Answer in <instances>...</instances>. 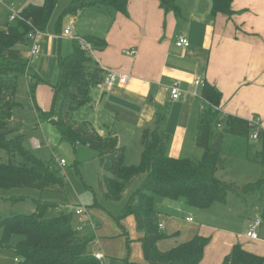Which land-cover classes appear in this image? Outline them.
Listing matches in <instances>:
<instances>
[{"label": "trees", "instance_id": "1", "mask_svg": "<svg viewBox=\"0 0 264 264\" xmlns=\"http://www.w3.org/2000/svg\"><path fill=\"white\" fill-rule=\"evenodd\" d=\"M158 1L166 11L179 10L175 0ZM210 1L211 16H230L233 13L232 0ZM57 2L43 0L41 4H28L19 13L23 19L8 20L0 26V150L8 156L6 161H0V188L50 190L61 188L65 183L54 158L46 162L40 159L33 152L34 148L28 149L23 145L24 134L17 132L18 128L9 127L13 106L17 105L15 95L18 79L28 68L27 60L16 46L28 41L27 33L31 27L27 21L41 30L47 27ZM128 3L129 0H69L57 21V33L62 31L61 19L66 15H75L78 10L90 6H104L127 14ZM83 37L93 49L106 44L104 39L94 35ZM71 43L70 53L58 55L59 73L57 81L51 85L49 110L43 111L34 105L38 122H50L59 132L60 138L72 145L75 154L79 147H84L93 157L99 158L104 171L100 177L104 197L118 199L134 176L143 175L119 218L127 215L134 217L136 228L143 233L140 242L146 264H199L210 241L208 236L195 235L169 250H158L156 243L167 235L158 227L156 201L158 198H183L187 205L204 209L215 202H225L228 191L245 195L264 189V172L257 180L241 186L224 182L216 176L217 170L225 165L222 154L247 157L248 138L253 127L246 119L221 114L217 108L221 93L213 85L204 82L200 93L204 108L199 116L195 137L196 145L203 149L202 156L198 160L170 156L166 140L157 128L145 129L141 135L139 162L126 165L125 147L118 143L116 137L99 133L88 120L75 119L76 112L91 102L89 90L103 82L104 71L87 52L79 48L76 41L71 40ZM35 87L34 82L28 85L32 102ZM228 135L240 138V146L237 143L234 149L224 150L221 144ZM15 155L20 156V161L12 159ZM75 162H78L77 158ZM35 204V210L31 213L0 218L1 245L6 244L14 234L23 236L15 245L21 264H102L88 247V243L94 239L93 232L81 234L75 229V209L48 217L45 213L53 203L35 200ZM261 217L264 219V202ZM220 264H264V256L235 243Z\"/></svg>", "mask_w": 264, "mask_h": 264}, {"label": "crops", "instance_id": "2", "mask_svg": "<svg viewBox=\"0 0 264 264\" xmlns=\"http://www.w3.org/2000/svg\"><path fill=\"white\" fill-rule=\"evenodd\" d=\"M187 1L189 4L194 2V0H175L179 8L178 13L181 14L182 4H187ZM9 8L12 7L6 5L7 17L0 26L8 22ZM94 8L99 10L97 6H90L78 10L75 15H68L67 19L74 20V30L79 35H94L104 39L106 44L94 49L90 56L102 70L111 69L126 74L128 80L124 85L116 84L111 88L104 87L103 82L92 86L89 90L91 102L88 105L93 107H89L90 109L87 106L82 107L80 110H86L85 119L83 115L78 118L90 121L99 133H109L116 137L118 143L125 147L124 161L127 157L126 149L131 143L133 146L136 145V154L140 160L142 144L139 141L142 132L154 128H157L159 134L166 140L170 156L188 158V151L195 153V149L197 150L194 140L195 126L204 107L200 94L201 86H195L193 83L194 77L200 76L203 82L213 85L221 93L217 107L221 114L246 120L259 117L263 129L262 134L258 138H252L253 143L247 147V157H245L247 163H239L241 170L237 176L228 175L221 179L217 175L220 169L217 170L216 176L224 182L238 186L260 178L264 172V0H232L233 13L230 16L224 14L211 16L210 1L209 10L205 4L204 9L200 11L196 8L199 12L189 13V22L185 28L176 22L173 15L163 11L158 0H129L127 14L115 11L105 18L103 16L108 11H104L102 16L96 15L95 19L87 18L88 20L84 22L85 28H79L82 12ZM102 24L105 25L104 28L99 27ZM55 35L43 30L37 38V44L41 47L37 56L43 54L45 57H50L53 53L63 55L72 51L71 48V51L66 52L65 45L62 47L59 43L56 52ZM179 35L189 39L188 47L180 48L174 44ZM66 40L72 47L71 40ZM21 46L17 45L16 48L22 51ZM124 49H133L136 53L127 55L123 53ZM26 73L22 75L24 81ZM31 82H33L32 77L27 81V86ZM175 82L179 85L180 95L177 99H172L170 85ZM17 94L16 92L15 98L17 97L18 100ZM34 95L33 110L35 111L34 105H36L46 111L47 109L43 107H47L48 100L52 97V89L47 91L43 86L36 85ZM158 120L160 124L153 125ZM47 123L45 121L42 125V130L49 135H45L46 140L53 142L60 134ZM31 138H36L32 135L28 138L29 146L34 148L31 145ZM202 153V151L198 152L194 157H201ZM86 156V159L93 157L90 151H87ZM232 160L236 159L232 158ZM262 192L260 191V197ZM252 194H249L250 197L246 195L243 200L238 194L234 193L231 197L227 194L223 203L231 202V206H242L243 201L246 205L249 203V212H256L254 217L261 218L256 239L246 235V225L249 224L246 221L242 223V230L238 228L233 230V226L229 224H220L211 220L196 221L191 214L207 210L219 202L201 209L187 205L183 199L170 201L157 199L158 223L163 224L160 230L167 235L156 243L158 250H169L195 235H201L208 236L210 241L199 264H220L235 243H240L246 250L264 256V219L261 217L264 198H257L254 201L256 195ZM248 198L253 200L248 202ZM240 211L241 209H236L234 212ZM181 215L185 223L180 220ZM188 216L193 220L187 221ZM82 217H78L77 223L83 225L78 231L86 233L87 225L91 226L94 243L103 247L95 236V228L98 224L92 220L82 222ZM182 234L185 237L183 239H186L184 241L178 240ZM141 236L142 232L139 242ZM172 237L177 239L172 243H166L168 246L162 248L160 242ZM90 249L99 252L95 247ZM142 261L146 264L145 260Z\"/></svg>", "mask_w": 264, "mask_h": 264}, {"label": "rangeland", "instance_id": "3", "mask_svg": "<svg viewBox=\"0 0 264 264\" xmlns=\"http://www.w3.org/2000/svg\"><path fill=\"white\" fill-rule=\"evenodd\" d=\"M43 0H1L0 3V24H2L3 20L6 19L7 13L5 11L6 5L11 6L12 10L16 13H20V11L27 6L28 4H41ZM159 2V1H158ZM69 0H59L54 8V11L50 17V20L47 24V27L44 29L49 33L56 34V26L57 21L60 18L63 10L68 6ZM160 4V3H159ZM207 4V10H209L210 0H194V2L190 3L187 1V4H182L183 11L175 12V11H166L164 8V12H167L168 15H173L177 23L180 26L185 28L187 23L189 22V13L192 11L199 12L204 9V5ZM94 10H85L82 12L80 16L79 28H85L84 22L87 21L89 17L92 19L97 18L98 16H102L104 11H108L103 17L107 18L110 13H114L115 10L112 8H106L104 6H97ZM196 8H199L196 10ZM90 14L89 16H86ZM209 14V12H208ZM97 15V17H95ZM67 16L62 17L61 19V30L65 27L67 22ZM71 16V15H69ZM186 17V19H185ZM164 24L166 23V18L163 20ZM99 26V25H98ZM99 27H103L105 25H101ZM164 29V26L163 28ZM101 33V32H100ZM84 35V34H83ZM61 41V42H60ZM174 42V41H173ZM67 48L66 52L71 51V44L66 39L59 40L55 38V50L57 52V46L59 45ZM31 42L27 41L21 46L22 56L28 62L27 73L25 76H20L18 79V100L17 97L15 101L17 105L13 106V119L9 120V127L12 129L18 128L17 132H21L24 134L23 145L30 149L28 144V138L30 135L34 136L39 143H41V148L35 150V154L42 159L43 161H48L53 157L54 153L57 155V158H64L66 160L65 165L58 167L60 172L64 175V185L61 188H55L50 190H38L30 187H12V188H0V218L10 216L13 214H28L35 210L36 204L35 200L47 201L49 203H53V206L49 207L45 213L46 216H57L61 213H68L74 210L75 207L83 206L87 209V214H84L82 217V222L84 220H92V222L98 224L95 228V236L99 239V244L103 247L98 246L94 243V241H90L88 243V247H95L97 250L102 253V264H126V261L135 264H143L142 260H144L142 255L141 243L139 242V236L141 234V230H138L135 225V220L132 215H127L119 218V216L124 212L126 202L129 199L131 193L137 189L139 186L143 175L134 176L128 183L127 186L122 193V195L118 199H109L103 196L102 194V186L100 183V177L104 173L100 160L98 157H88L86 159L87 150L84 147H79L77 153L73 152L72 145L60 138L58 135V139L55 138L53 142H48L45 138L47 133L42 130V125L45 122L39 121L36 118V113L33 110L32 101L29 99L27 93V81H29L32 77V81L36 83L38 86H43L47 91L51 88V85L57 81L59 67H58V54L54 53L50 57H45L43 54L41 55H32L30 54V46ZM175 44V42H174ZM40 47V46H39ZM41 48V47H40ZM41 50V49H40ZM63 52V49L61 50ZM43 53V51L41 52ZM37 75V76H36ZM35 76V77H34ZM29 97V98H28ZM20 102V103H19ZM51 99L48 100L47 107H43V109L49 110ZM88 109L89 107H93L90 105H86ZM46 110V111H47ZM44 111V110H43ZM79 111V110H78ZM76 112L75 119L81 120L78 116L83 115L82 117L85 119V109L80 110V112ZM78 113V114H77ZM200 116V115H199ZM199 121V118L197 119ZM196 122L195 131L197 132ZM160 120L155 122L153 125L160 124ZM47 123V122H46ZM49 127L54 128L55 131L57 129L51 125V123H47ZM152 123H150L151 126ZM46 126V125H44ZM47 127V126H46ZM154 128V127H153ZM53 132L55 133V131ZM194 130V129H193ZM195 132V137H196ZM58 133V131H57ZM59 134V133H58ZM56 135V134H55ZM49 136V135H48ZM251 138V139H250ZM195 140V138H194ZM244 140V139H243ZM139 143H141V138ZM237 143L241 144V139L234 135H228L223 143L221 144L224 150H228L229 148L234 149V145ZM253 143L252 137L248 138V146ZM196 144V142H195ZM32 145V144H31ZM34 147V145H32ZM238 146V147H239ZM197 147L195 149V153L188 151V158L192 160H197L200 157H194V155L198 152H203L201 147ZM35 148V147H34ZM136 145L133 146L129 144L126 153L127 157L124 163L126 165L137 164L139 162L138 154H136ZM132 152V153H131ZM131 153V156H130ZM225 160V165L223 168H220L218 172V177L223 179L226 176H237L239 170H241L239 163H247L245 162V157H240L236 155L223 154L221 155ZM134 157L136 159H134ZM78 159V162H75V159ZM236 159V160H232ZM8 159L7 154L0 150V161H6ZM14 161H20V156L15 155L12 158ZM85 160V161H84ZM235 161V162H234ZM264 187V186H263ZM262 189V188H261ZM255 190L252 192L254 196V201L257 198H264V189ZM260 191H263L260 197ZM230 197L234 194V192L228 191L227 193ZM250 197L249 194L239 195V198L243 200L245 197ZM22 197V198H19ZM159 199V198H158ZM162 199V198H161ZM164 201H170L169 199L163 198ZM183 199V198H180ZM253 199L248 198V202ZM262 200V199H261ZM262 204V201H261ZM156 205L159 206L158 201H156ZM231 202L229 203H215L211 208L207 210H201L197 212V214L191 213L196 221L201 222H210L214 221L222 224H229V226H233V230L238 228L242 230V223H252L256 217H254L256 212H249L250 205L243 201L242 206H231ZM236 209H241L240 212H234ZM229 210H233L230 212ZM234 212V213H233ZM89 213V214H88ZM75 215V214H74ZM259 215V212L257 213ZM180 220H183V216H179ZM261 220V218H258ZM73 222L77 224L78 216L75 215L73 217ZM90 221V224L92 223ZM185 223V221H184ZM189 223V222H188ZM194 223H192L193 225ZM87 232L91 231V226L87 225ZM231 228V227H228ZM247 228V225H246ZM244 230V229H243ZM84 232V231H83ZM83 232L81 234H83ZM2 234V229L0 228V237ZM143 234V233H142ZM23 238L22 235L14 234L10 237L9 241L6 244H0V264H21L20 261H16L18 258L15 252V245ZM182 234L178 240H186ZM177 239L176 237L169 238L168 240L162 241V248L168 246L166 243H172ZM180 241V242H182ZM95 244V245H94ZM165 244V245H164ZM19 259V258H18Z\"/></svg>", "mask_w": 264, "mask_h": 264}, {"label": "built area", "instance_id": "4", "mask_svg": "<svg viewBox=\"0 0 264 264\" xmlns=\"http://www.w3.org/2000/svg\"><path fill=\"white\" fill-rule=\"evenodd\" d=\"M10 13H9V21H15V20H20L23 19V17L19 14L13 11L11 8ZM27 24L30 25L31 29L27 33V39L30 41L32 44L30 46V53L32 55H37L40 52V47L37 44V38L43 33V30L37 28L34 26L30 21H27ZM75 23L72 18H69L66 22L65 27L62 29L61 32L56 33V37L58 39H69V40H74L77 42L79 48L85 52H87L89 55H92L91 53L93 52V47L91 44L81 35L77 34L75 32ZM175 45L180 48H186L190 45L189 39L184 36V35H179L176 40H175ZM123 53L127 55H134L136 53L135 50L133 49H124ZM104 71V79H103V85L106 88H111L115 86L116 84H121L124 85L126 84L128 80V75L116 72L111 69H106ZM193 83L195 86H203V79L200 76L194 77ZM180 95V88L178 83H172L170 85V97L172 99H177ZM204 108V107H203ZM202 108V110H203ZM249 121V124L253 127L251 137L252 138H258L260 135V131H262V126L260 123V118L259 117H254ZM31 143L34 145L35 148L40 147L39 141H37L34 138H31ZM54 161H57V165L63 166L66 163V160L64 158H57V155L54 153L53 155ZM75 215L78 216L79 218L83 216L84 214H87V209L83 206H78L75 207ZM187 221H192L193 218L191 216L186 217ZM261 223L260 219H255L252 223H249L247 226V231L246 235L251 238V239H256L258 234H257V229ZM93 226V225H92ZM163 224L158 223L159 229L162 228ZM83 227L82 223H77L75 225L76 230H81ZM93 256L98 259L100 262L102 261V253L100 252H93ZM16 261H19L17 258L15 259Z\"/></svg>", "mask_w": 264, "mask_h": 264}]
</instances>
